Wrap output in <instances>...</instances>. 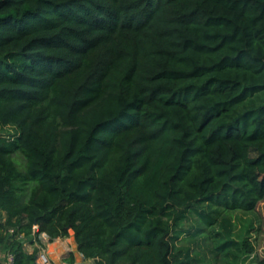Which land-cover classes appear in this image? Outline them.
Segmentation results:
<instances>
[{"label":"trees","instance_id":"trees-1","mask_svg":"<svg viewBox=\"0 0 264 264\" xmlns=\"http://www.w3.org/2000/svg\"><path fill=\"white\" fill-rule=\"evenodd\" d=\"M262 200L264 0H0V264L71 229L96 264H239Z\"/></svg>","mask_w":264,"mask_h":264},{"label":"rangeland","instance_id":"rangeland-1","mask_svg":"<svg viewBox=\"0 0 264 264\" xmlns=\"http://www.w3.org/2000/svg\"><path fill=\"white\" fill-rule=\"evenodd\" d=\"M6 134V132H4ZM16 159L21 164L24 162L22 156L17 155ZM232 220L234 222V230L232 237L239 240L249 239L255 246L253 254H244L241 256L239 264H259L264 263V200L260 201L257 206V212L233 211ZM25 247L28 251H33L38 248V262L41 264H66V258L70 253L74 254L75 264L86 261L89 264H96L92 259L85 260L84 256L78 251V246L75 240L74 231L71 229L69 236L66 238H57L53 241L45 233L40 234L37 240L26 242ZM64 252V253H63ZM209 259H212L208 252ZM45 256V258L43 257ZM54 259V261H53ZM55 262V263H54ZM207 264H221L210 262Z\"/></svg>","mask_w":264,"mask_h":264},{"label":"built area","instance_id":"built-area-1","mask_svg":"<svg viewBox=\"0 0 264 264\" xmlns=\"http://www.w3.org/2000/svg\"><path fill=\"white\" fill-rule=\"evenodd\" d=\"M43 257H44L45 260L47 261L46 257H45V256H43ZM13 259H14L13 255H12V254H9V255H8V262H9V264H12Z\"/></svg>","mask_w":264,"mask_h":264},{"label":"crops","instance_id":"crops-1","mask_svg":"<svg viewBox=\"0 0 264 264\" xmlns=\"http://www.w3.org/2000/svg\"><path fill=\"white\" fill-rule=\"evenodd\" d=\"M53 261H54V259H53ZM83 262H86V261H83ZM54 263H55V262H54ZM79 263H81V262H79ZM79 263H78V264H79ZM86 263H88V262H86ZM66 264H69V263L66 262ZM88 264H89V263H88Z\"/></svg>","mask_w":264,"mask_h":264},{"label":"water","instance_id":"water-1","mask_svg":"<svg viewBox=\"0 0 264 264\" xmlns=\"http://www.w3.org/2000/svg\"><path fill=\"white\" fill-rule=\"evenodd\" d=\"M79 264H88V263H86V262H81V263H79Z\"/></svg>","mask_w":264,"mask_h":264},{"label":"bare ground","instance_id":"bare-ground-1","mask_svg":"<svg viewBox=\"0 0 264 264\" xmlns=\"http://www.w3.org/2000/svg\"><path fill=\"white\" fill-rule=\"evenodd\" d=\"M64 253V252H63Z\"/></svg>","mask_w":264,"mask_h":264}]
</instances>
